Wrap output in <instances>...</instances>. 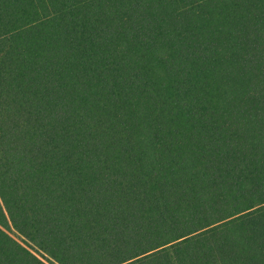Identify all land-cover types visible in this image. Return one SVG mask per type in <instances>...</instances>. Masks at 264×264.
<instances>
[{"label": "trees", "instance_id": "16d2710c", "mask_svg": "<svg viewBox=\"0 0 264 264\" xmlns=\"http://www.w3.org/2000/svg\"><path fill=\"white\" fill-rule=\"evenodd\" d=\"M0 264H264V0H0Z\"/></svg>", "mask_w": 264, "mask_h": 264}, {"label": "rangeland", "instance_id": "374dc122", "mask_svg": "<svg viewBox=\"0 0 264 264\" xmlns=\"http://www.w3.org/2000/svg\"><path fill=\"white\" fill-rule=\"evenodd\" d=\"M11 234L17 238V234L15 233V231H12Z\"/></svg>", "mask_w": 264, "mask_h": 264}]
</instances>
